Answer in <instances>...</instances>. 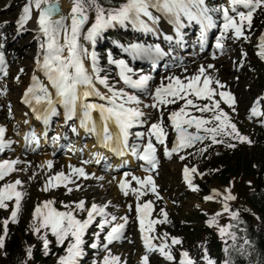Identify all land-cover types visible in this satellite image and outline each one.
<instances>
[{"label":"snow or ice","instance_id":"1","mask_svg":"<svg viewBox=\"0 0 264 264\" xmlns=\"http://www.w3.org/2000/svg\"><path fill=\"white\" fill-rule=\"evenodd\" d=\"M232 5V12L235 15H229V9H223L224 24L221 28V35L217 37L215 47L223 50L224 45L222 40L229 30L232 31V35L236 38L244 35L243 25L247 22L248 26H251L253 13L257 8L264 5V0H230ZM39 10L37 16V24L39 26V32L43 34V42L38 45L36 67L44 73L49 85L53 91H49V88L44 84L40 83L38 77L33 74V83L25 89L24 99L28 103L30 98H34L37 103L44 101L46 102V107L43 113L37 111L33 107V111L37 112V118L47 121L48 117L57 112V105L63 107L65 121H71L74 117L78 118L80 121V126L85 129V131L92 132L97 135L98 142L104 146H110L112 143L119 145V150L123 151L128 147L127 137L130 135L129 129L133 125H139L145 123L141 117L145 116V113L141 111L139 105L141 103L139 97L131 93H127L123 88L117 89L112 85H109L107 76L99 75V68L96 63L95 54H92V73H89L83 66L80 58V48L78 45L77 37L80 34V28L87 20V13L84 10L83 0H74L73 6L71 8V30L69 32L67 26L63 23L64 17H58L53 19L55 13L59 12V6L53 0H29L23 6L22 15L17 20V25L20 26L26 22L31 17V6ZM43 5V6H42ZM89 5L94 6L96 11V16L94 22L88 28L87 35L85 39L93 40L99 33L106 27L114 23H130L133 27L143 30L145 32H157V22L164 17L172 24L173 29L176 33V40L178 42L182 41L183 34L181 29L184 27V21L196 22L200 27V42L203 44L204 37L207 30L215 26L212 12L215 9H210L207 7L205 0H123V2L115 8L105 9L97 0H89ZM237 6H242L247 11L237 10ZM160 15H155L152 10ZM237 17L239 20L237 21ZM146 18V19H145ZM63 32V44L59 42L60 35ZM165 39L172 40V36H165ZM2 47V45H0ZM260 50L258 55L264 59V36H262V43L259 46ZM67 55H64V52ZM125 51H127L133 57H138L141 59L148 58L155 60L161 56L166 55L159 44L157 45H145L142 43H132L129 44ZM42 56V60L40 57ZM111 63H115L119 69V76L121 80L131 88L144 89L147 91L148 82L152 79L149 75H139L133 78L130 73L133 69L130 68L124 60H111ZM243 62V61H241ZM4 64V53L0 51V66ZM208 68H213V65L209 64ZM21 71H23L21 69ZM95 74V76H93ZM168 84L161 83L156 87L154 93H151L153 97L152 104H145L144 107L159 108L161 104L167 105L169 103H175L176 99H184L189 97L192 93L197 99L207 98L210 103L203 104L202 106H197L191 98L184 99V105L180 109L169 113V121L172 124L173 130L176 133V139L173 141L172 148H164L165 156H170L173 152H179L181 149L186 147H191L196 141L209 138L212 140L213 144L222 143L223 137H230L233 140H238L240 142L252 143L247 135H243L238 130L235 123L232 122L229 113L225 112L220 108V101L214 99L217 94V88L224 89L225 84L219 79H214L211 75L207 74L204 67L201 66L197 74L186 78L187 82H183L179 77H169ZM202 80V84H201ZM102 84L108 91L110 95H105L101 93L96 87V84ZM215 83L216 88L211 87ZM91 96H96L101 100L106 101V103H95L89 101L87 98ZM219 96L224 100L225 103L232 108V111H236L233 107L236 103L235 95L228 90L219 91ZM171 97L172 99H169ZM264 97H258L257 102ZM135 105V106H132ZM192 106L196 111L199 112H212L213 115L209 117H192L186 112V107ZM94 111L99 112L98 120L93 117L92 113ZM250 115L260 116L261 112L258 110V103H254L249 110ZM213 124V126L208 127V124ZM264 124V121H260ZM114 124L116 129L115 133L112 131L110 125ZM195 124L198 132L203 128L204 133L210 134L209 136H201L199 134H193L187 131L184 125L191 127ZM6 129L0 126V151H3L5 141L3 140V135ZM75 131V128H73ZM34 135V134H33ZM138 137H143L144 133H137ZM148 140L147 143L143 145V151H138L139 146L134 145L131 148L132 154L137 156L140 160L145 162L147 167H144L146 172L154 171L158 166V159L156 155V145L153 143V137L156 143L165 144L167 138V131L165 130V125L163 120H158L150 124L147 130ZM221 137V139H217ZM28 134H25V139L27 141ZM8 144L11 141H7ZM229 147H235V144H229ZM207 147L201 149V153L206 151ZM182 160L184 156L180 157ZM17 160H4L0 161V179H3L8 172L13 171V165L16 164ZM48 166L51 167L52 162H47ZM75 173L82 176H87L82 168L74 169ZM184 179L188 184V187L194 191L198 190V186L191 181L190 174L197 173L195 166L189 168L187 165L183 169ZM129 173H125V176ZM203 176L204 173H199ZM56 179L58 183H65L69 181V177L65 176L63 172L55 173L54 177H49L48 182H46L44 191H48L49 187H57L58 183H52L53 179ZM62 178V179H61ZM103 179V177H100ZM132 179L141 186H150L149 190L157 195L156 193L157 185L155 184L152 175H147L143 178L132 176ZM250 183V182H249ZM22 184V181L17 179L16 181L4 185H0V207L7 208L8 205L5 204V200H12L15 198L14 205L11 208V214L9 217L4 219V233L0 234V249L5 246V237L7 234V224L11 220L12 222H17V216L19 212V206L23 193L16 190V185ZM231 184V182H230ZM66 186V185H65ZM79 185L76 188L79 189ZM119 187L124 194L127 195V189L129 187L128 182L121 180ZM68 191H72L68 188ZM131 191L137 195V199L143 193L140 192L138 188H132ZM222 196L224 201H229L235 199L231 194L230 187H226L224 192H220L217 189H211V194L204 197L205 200H214L216 197ZM53 200H45L40 204H37L33 211V220H38V226L33 227V233L37 234L40 232L41 228L46 230H51L52 234L56 237L57 244H63L67 240V247L65 249V255H62L58 259V264H77V258L82 255L84 244V234L88 226L95 219V215H102L99 223L96 225L98 229L103 231L104 227L107 225L109 230L104 236V240L107 243H111L114 240H119L123 238V230L125 224L127 223V217H121L120 219L124 223H114L117 220L116 216H111L110 219L107 218L108 214L105 213L106 206H100L93 203L91 207L85 208V202L83 200L69 202L75 203L76 208L87 212V217L83 220L78 219L74 212L76 209L59 211L53 207ZM61 204H64L61 201ZM65 209H68V205H64ZM152 208L150 201H145L143 205L137 204V213L139 214L140 227L142 233V240L145 246V254L140 258V264H149L148 253L157 250L160 254L167 260H173L174 257L171 253V247L167 242V233L164 234V240L159 245H154L151 242V238L143 235L145 232V218L148 215L149 210ZM143 209V212L141 211ZM223 211H229L227 204L224 205ZM164 215V220L160 222H167V213L161 209ZM219 213L214 214L206 223H215L216 217ZM233 218L237 217L236 212H231ZM157 223L156 220H148V230H154L152 225ZM227 227H232L228 225ZM225 232V228L220 229L221 235ZM97 240L91 244V247L96 248L99 242L100 233H93ZM233 238L235 234L232 233ZM70 237V239H69ZM45 249H47L48 240L41 235ZM182 241L179 237H171V244H180ZM249 241H245V244H249ZM106 247L105 245H102ZM244 246H241L243 251ZM167 249V250H166ZM110 251V250H109ZM32 256V247L29 246L26 250V257L30 258ZM207 264H214L205 249V255L202 257ZM93 264H96L94 261ZM101 264H118V257L105 255ZM180 264H194V261L187 251H181L180 254ZM224 264H228L225 261Z\"/></svg>","mask_w":264,"mask_h":264},{"label":"rangeland","instance_id":"2","mask_svg":"<svg viewBox=\"0 0 264 264\" xmlns=\"http://www.w3.org/2000/svg\"><path fill=\"white\" fill-rule=\"evenodd\" d=\"M55 1L61 4L62 11H63L62 17L65 18L63 23L67 25V28H69V32H70L72 20L69 19L68 16L71 14V8L73 6L74 0H55ZM28 2L29 0H0V24L2 27V33H3V30L4 32H6L8 30L10 31L13 29L14 21L18 20V18L22 15L23 6ZM49 2L51 3L53 2V0H49ZM7 4L9 5L10 8L7 11H3V8ZM83 5H84V10L87 13L88 18L84 22V25L81 26L80 34L78 35L79 36L78 45H79L80 51H84L85 49L84 46L87 40L85 39V36L87 35L89 26L94 22L95 16H96L95 8L94 6L89 5V0H83ZM36 9L37 8L33 4L31 6V12H35ZM25 23H26V26L17 25L15 28V33L13 31L11 32L10 35H15V36L17 33L16 39L18 40H14L12 45L9 46L10 47L9 51L10 52L12 51L11 59H12V62L14 63V66H13L14 73L15 74L20 73V69H22L24 73L19 74L20 75L19 80H15V81L14 79H12V75L14 74L12 73L9 79L6 80L7 83L4 81L6 87L2 95H0V105L4 106V110L2 111L3 114L6 113L7 110L9 109V106H8L9 103L10 104L14 103V105L11 107V109L13 110V113L11 116L14 117V120L7 121V122L9 123V125L15 124L21 128L23 124L25 123L26 119L24 118L23 113L18 108H16L17 105H15L16 102L14 100H16V97L18 96V93L20 92L19 91L20 82L29 73V70L32 64V62L30 63V60H31L30 58L35 53V51H33V49L31 48L32 47L31 45H33L34 47V44H33L34 42L32 43L30 41L32 34L28 27L31 21L28 20ZM27 23L29 24L27 25ZM161 25L163 26L166 24L162 23ZM258 28L259 29L256 33L257 35L263 31L262 30L263 28H261V25ZM28 32L31 34L30 36ZM256 36L255 38H252V40L249 41L248 43H246L243 40H239V39H237V41H234V42H239L240 44H242V47H236L235 50H232L233 54H235V57L238 59V61L232 64L228 61L224 63H220V64H223L224 66L225 65L231 66L229 72L224 71V67H221L222 65L220 64L216 65V69L218 71H220L219 70L220 68L221 71L224 74L226 73V76L229 77L230 79H233V80L237 79L236 80L237 83L230 84L231 89H235L237 93L241 89L242 90L244 89L245 92L247 93L243 101L239 99V101L244 106L238 102L235 107L236 111L233 112L232 109H228L225 112L229 113L232 122L236 124L240 133L243 135H247L248 137L250 136L249 132L250 130H252V126L256 125V126H260L264 128V124L260 123V121H264V120L254 121L246 117L247 111H248V102H252L253 100H255L260 90L264 86V70L260 66H259L260 68L257 67L256 60L254 56L252 55L254 48H250L252 44H255ZM36 37H35V40H36ZM60 41L62 42L63 39ZM231 44L232 42L228 43V45H231ZM242 50H245L246 52H248L251 55V58L248 59V64L247 65L245 64L244 68L242 69L239 75L236 73L232 74V69L235 68V66L239 64V58H240L239 51H242ZM84 59H85V56H84ZM189 67L194 68L195 65H192ZM223 77L225 76L223 75ZM220 81L223 83L225 82V79L222 78V80ZM17 89L18 91H17V94L15 95V92ZM218 90L221 91L222 89L218 88ZM5 103H7V105H5ZM163 111H165L166 113L167 109H164ZM157 114L160 117V120H163L164 124L168 126L166 117H162V112H157ZM0 118H1V115H0ZM2 118H3L2 119L3 121H6L3 115H2ZM22 118L25 119L24 122L20 121V119ZM202 134L208 135V136L210 135L207 133H202ZM231 140L232 142H235V140L233 139ZM238 148L241 149V145H238ZM195 150L196 148L193 151L191 150L185 153H181L177 155L176 157H174L171 160V162L166 161V160L164 161L162 160L160 162L162 163V165L161 167H159V170H158L159 172L157 173V176L159 175V184H158L159 198H157L156 200L157 202L155 204V206H157L158 212H155V211L153 212L152 220L158 221L159 222L158 225H162L161 223H164V228H168V231H166V233L169 234V238L179 237L182 243L175 244V245H172L171 243L169 244L171 247V253L174 257L173 260L165 259V257H163L160 254V252L156 250V252L153 253V255L149 257V264H170L167 261L175 262V254L179 255V253L182 250L187 251V253L189 254V257L192 258L194 263L201 261L203 262V264H207V262L204 259H202V257L205 255V249H202L201 252L199 251L196 252L193 249H191L192 247L190 244L193 242V239H195V237L197 236L198 231L201 230L203 227H206L207 225V223L205 222L206 221L205 217H207L206 215H208L209 218H211L216 213L220 214L223 211V207L225 204H227V202L235 203L234 199L229 200V201H224L222 196H218L214 200L204 199L206 195L211 194V189H217L223 193L225 188L222 187L220 185V182L216 178L211 176L210 173H208L204 167L200 166V158L201 157L206 158L205 157L206 153H204V151L202 153L201 151H199V152H196L195 154ZM32 156H35V155H32ZM38 156H41V155L39 154ZM42 156L45 157V155H42ZM181 156H184L183 160L180 158ZM58 157L59 156L53 157L54 161H57V162H54V164L57 163V165L53 164L54 167L50 171H49L50 168L47 166L43 167V165L45 164H40L38 162V159H32L31 161L32 171L30 170L31 172L29 174H25V171H24V169L28 166H26L25 168L24 167L18 168L15 176H17V178H19V180L22 181V184L19 186H16V190L23 193V196H22L21 203L19 206L18 219L16 223L12 224L13 227L15 228L20 227L19 229H22V230L21 231L19 230V232L26 231V228L28 227V230H30L32 234H34L33 227L38 226V220L34 221L32 214L37 204H40L41 202L45 200H53L54 203L52 206L57 207L62 210L65 209L64 205H68L67 210L76 209L75 213L78 216L82 217L81 220L87 217V212L77 209L75 203H69V202H75L79 200L84 201L86 198H88L87 200L88 202H94L100 206L108 205V207H105V212L108 213L107 217L109 219L111 218V214L113 212L117 215L116 217L118 218L119 221L121 220L120 219L121 217H125L127 215L126 204H131L129 198L128 199L126 198L124 199L122 197L116 198L113 195L114 188L106 187L107 183L99 184L98 187H96V185H92V184H97V183L95 182L90 183V181L88 180L92 175L91 172H87V176L85 177L87 180L78 179L76 177V173L74 172V169L78 168V166L75 165L71 169L66 168V167H70L71 165L63 167L62 164L59 163V161L63 162L62 159L64 158L62 157L58 158ZM186 165L189 168L195 166L197 169L196 174L195 173L191 174L192 183L198 186V190L196 191L190 189L188 186L185 185L184 173L182 172V168H184ZM15 167L17 166H14L13 168ZM57 172H63L65 176L69 177V181H66L65 183H63L64 187L61 189L57 187H49L48 191H44L43 188L45 187L46 182H48L49 177H54L55 173ZM199 173H204V175L201 176L199 175ZM16 180L17 179H14V180L12 179V182ZM52 183H55L54 179L52 180ZM4 184H8V183H4ZM4 184H0V185H4ZM76 185L80 186L79 189L76 188ZM68 188H71L72 191L69 192ZM154 200L155 199H152V201ZM61 201H63L64 204H61ZM14 202H15V198H13L12 201L5 200L4 203L7 204L8 207L7 208L0 207V224L3 226V228H4L3 221L4 219L10 216L11 208L14 205ZM92 204L93 203H91V205ZM235 205L237 207L240 206L238 202H236ZM161 209H163L164 212L167 213V217H168L167 222H160L164 220V215L161 212ZM204 212L208 213L204 215L205 217H203V214H205ZM101 218L102 217H100L99 219ZM217 225H218V220L216 219L215 223L212 224V230H214ZM88 227L90 228L87 229L86 232H91V233L98 232L97 227L93 225V223H91ZM133 229L135 228L133 227ZM154 230H156V233H158L159 235L162 233L158 229H154ZM43 231H45V229L41 228L39 233L43 234ZM39 233L34 234V235H38ZM133 238H134V242H136L135 235H133ZM157 240H158L157 238L154 239L156 245H159L163 242L161 239H159L161 243H158ZM48 242L49 243L47 245V249H45L44 244H43L44 252L51 250V246H53L56 249L52 250V252L47 256L44 264H58L59 246H54L49 240ZM128 245H129V241L128 243L127 242L123 243V245L121 246L116 245L113 247L104 248L103 250H101V252H98V255L92 260V262L87 261L84 264H93L94 261L96 262V264H101L105 255H109L110 258L112 256L118 257V264H140V258L142 254L139 251H136L137 250L136 248H132L131 246L128 247ZM28 247L29 246L25 244L24 246L25 253ZM124 248H125V251L123 253L120 250H123ZM208 249L209 248H206L208 257L212 261H214V264H217L216 258L210 255L209 253L210 250ZM88 254L89 253L83 252L82 255L77 258V260L80 261L82 258L92 259L94 257ZM174 262H171V263H174Z\"/></svg>","mask_w":264,"mask_h":264},{"label":"trees","instance_id":"3","mask_svg":"<svg viewBox=\"0 0 264 264\" xmlns=\"http://www.w3.org/2000/svg\"><path fill=\"white\" fill-rule=\"evenodd\" d=\"M109 5L110 0H97ZM112 1V0H111ZM264 16L257 17L255 23L263 21ZM251 148L234 152L228 148L209 162V169L222 185H231L237 197L242 199L248 211L247 216L226 220L232 241L227 253L222 252L219 242L214 243L219 264H264V139L262 131L256 134ZM231 182V184H230ZM250 182V183H249ZM206 233H210L207 231ZM232 233L235 234L233 238ZM211 235V234H210ZM25 243L32 247L31 262L41 264L44 261L40 242L30 234H23ZM249 244H245V241ZM244 246L243 251L241 246ZM0 257V264H24L25 254L20 237L16 231L8 236Z\"/></svg>","mask_w":264,"mask_h":264},{"label":"bare ground","instance_id":"4","mask_svg":"<svg viewBox=\"0 0 264 264\" xmlns=\"http://www.w3.org/2000/svg\"><path fill=\"white\" fill-rule=\"evenodd\" d=\"M155 11V10H154ZM38 13L39 12H36V15H35V18H34V20H32L31 21V23L28 25V27H29V30L31 31V38H30V41L33 43V44H35L36 43V41H37V30H38V27L36 26L37 25V15H38ZM167 22L168 21H166V20H164L163 21V23H165V24H167ZM68 24V23H67ZM162 23H160V25H161ZM67 26V25H66ZM162 26V25H161ZM68 30H69V28H68ZM34 32V33H33ZM61 37H60V39H59V41L60 40H62L63 39V32L61 33V35H60ZM35 37H36V40H35ZM135 39H137L136 37H135ZM61 42V41H60ZM239 44L237 43H235L234 45H232V46H230V47H228V48H226L225 49V51H224V54H223V56H221L217 61L215 60L214 61V65H213V68L209 71V70H207L206 69V65H209V63H211L209 60H207V61H204L205 62V64H204V62L202 61V58L200 59V58H198L199 60L198 61H200V62H198V63H196L197 64V67L196 68H199L200 69V67L201 66H203L204 67V69H205V71H206V73L207 74H209L210 75V73H211V76L214 78V79H219V80H221L222 78H224L225 79V82H226V84L228 85H230V84H235V83H237V81L236 80H233V79H230L229 77H227L226 76V73L224 74L222 71H221V69L219 68V70L220 71H218L217 69H216V65L217 64H220V63H224V62H226V61H228V62H231V61H235V60H237V58L235 57V54H233V52H232V50H235V48L238 46ZM215 49L218 51V53L217 54H220L223 50H221V49H218V48H216L215 47ZM37 52V50H35V53ZM35 53L33 54V56L30 58L31 60H33V59H36L37 58V54L35 55ZM64 55L66 56L67 55V52H64ZM241 57V56H240ZM80 58H81V61H83V55H81L80 56ZM84 66V65H83ZM91 67H92V65H91ZM84 68L86 69V67L84 66ZM88 68H90V65L88 66ZM89 73H90V71L88 70V69H86ZM185 70H187V68H186V64H185V66H181L180 68H178V70L177 71H175V73H177V72H183V71H185ZM229 70H230V66L229 65H225L224 66V71H227V72H229ZM196 71V70H195ZM130 74H132V73H130ZM189 74H190V72H189ZM223 75L225 76V77H223ZM167 78H169V75H166V76H164V78H163V82H160V84L161 83H164V84H168L169 83V79H167ZM181 78V80H182V78H183V76H181L180 77ZM189 78V77H188ZM183 81V80H182ZM158 82V83H159ZM185 82H187V80L185 81ZM201 84H202V80H201ZM215 84V83H214ZM96 87L99 89V91L101 92V93H104L105 95H107L105 92H103L99 87H98V85H96ZM109 95H110V92L108 93ZM238 95H239V99L241 100V101H243L244 99H245V97H246V95H247V93L245 92V90L243 89H241L239 92H238ZM96 99H100V98H98V97H96ZM98 101H103V102H100V103H106V101H104V100H98ZM95 103H97V102H95ZM21 113V112H20ZM11 124V123H10ZM0 125H2V126H5L6 125V123L5 122H0ZM21 125V124H20ZM8 128H9V131H8V134H9V136H13L14 134H13V132H12V127H13V125H11V126H8V125H6ZM19 137L21 136V134L20 135H18ZM38 136H41V135H38ZM32 144V143H31ZM22 144L21 143H18L17 144V147L18 148H20V146H21ZM17 152H16V154H14V157H11L10 158V160L9 161H12V160H17L18 162L16 163V164H14L13 165V167L14 166H17L18 164H21V159H20V157H21V152H20V150L18 151V150H16ZM1 152V151H0ZM24 153V152H23ZM95 158H97V157H95ZM4 159H2L1 161H3ZM39 161H40V164H47V162L48 161H51L52 162V165L54 164V162L52 161V158L49 156V155H46L43 159H39ZM47 161V162H46ZM73 161H75L74 159H72V158H67L64 162H62L61 161V163H64L65 164V166H70L72 163H73ZM123 162H126V161H123ZM60 163V162H59ZM118 164H120V163H112L111 165H110V168H115ZM125 164H132L131 162H126ZM48 165V164H47ZM51 165V166H52ZM9 173V172H8ZM7 173V175H5L4 177L5 178H9L8 176H9V174ZM93 173H95V172H93ZM100 177H103V179H100ZM96 179H98L99 181L101 180V181H104V179H105V181L108 183V185L110 186V187H113L114 188V196L117 198V197H120V195L118 194V192H117V187H118V183H119V180H120V178H112V177H107V176H104V175H100V174H98L97 175V177H96ZM125 191H127V195H128V192L130 191V188L128 187L127 189H125ZM124 192V191H123ZM125 195V194H124ZM127 195H125V196H127ZM130 218H127V226H128V224H130ZM122 223H124V221L122 222ZM141 229V228H140ZM141 250V249H140ZM121 252H123L124 253V251H125V248L123 249V250H120Z\"/></svg>","mask_w":264,"mask_h":264},{"label":"water","instance_id":"5","mask_svg":"<svg viewBox=\"0 0 264 264\" xmlns=\"http://www.w3.org/2000/svg\"><path fill=\"white\" fill-rule=\"evenodd\" d=\"M60 14V8H59V12L58 13H55L53 17H56Z\"/></svg>","mask_w":264,"mask_h":264}]
</instances>
